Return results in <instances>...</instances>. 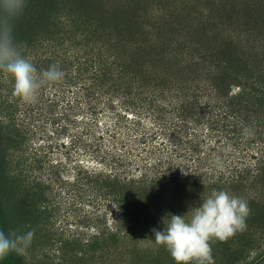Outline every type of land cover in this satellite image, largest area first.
Returning a JSON list of instances; mask_svg holds the SVG:
<instances>
[{
  "label": "rangeland",
  "instance_id": "1",
  "mask_svg": "<svg viewBox=\"0 0 264 264\" xmlns=\"http://www.w3.org/2000/svg\"><path fill=\"white\" fill-rule=\"evenodd\" d=\"M14 38L39 72L48 69L50 54L69 58L91 48L89 55L100 50L148 90L186 95L214 84L236 94L244 86L243 113L264 118V104L251 94L264 90V0H26ZM17 99L12 80L0 73V228L34 232L24 255L12 253L0 264H175L153 229L163 231L169 215L190 218L192 208L220 190L246 200L251 211L245 231L211 241L215 264H264V190L246 183L175 181L122 191L127 216L119 233L108 215L103 229L110 233L101 240L92 218L70 237L72 219L62 213L48 221L44 195L19 166L3 111ZM255 147L247 145L246 154Z\"/></svg>",
  "mask_w": 264,
  "mask_h": 264
},
{
  "label": "trees",
  "instance_id": "2",
  "mask_svg": "<svg viewBox=\"0 0 264 264\" xmlns=\"http://www.w3.org/2000/svg\"><path fill=\"white\" fill-rule=\"evenodd\" d=\"M89 52L50 54L48 68L57 65L63 80L43 86L34 104L17 99L3 108L19 166L44 195L48 221L71 218L72 237L92 218L101 240L110 233L108 215L116 233L127 216L122 191L214 180L264 190V118L243 113L247 88L148 90L100 50ZM251 94L264 104V90ZM249 125L255 136L242 142ZM250 144L256 147L247 155Z\"/></svg>",
  "mask_w": 264,
  "mask_h": 264
},
{
  "label": "clouds",
  "instance_id": "3",
  "mask_svg": "<svg viewBox=\"0 0 264 264\" xmlns=\"http://www.w3.org/2000/svg\"><path fill=\"white\" fill-rule=\"evenodd\" d=\"M25 6L26 0H0V73L12 80L15 97L25 104H34L40 89L60 83L64 72L55 64L39 72L21 54L14 38V22ZM243 135L254 137V128L245 126ZM190 211V218L186 219V214L169 215L163 231L153 229L155 242L166 248L175 264H215L211 241H225L245 231L251 210L246 200L220 190L213 191ZM33 236V231L17 234L0 228V262L12 253L24 255Z\"/></svg>",
  "mask_w": 264,
  "mask_h": 264
}]
</instances>
